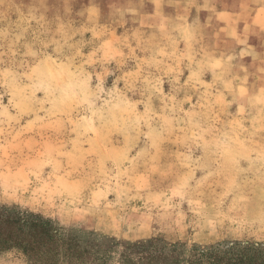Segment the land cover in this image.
I'll return each mask as SVG.
<instances>
[{"label":"rangeland","instance_id":"1","mask_svg":"<svg viewBox=\"0 0 264 264\" xmlns=\"http://www.w3.org/2000/svg\"><path fill=\"white\" fill-rule=\"evenodd\" d=\"M83 10L68 0H0V206L80 236L113 238L108 264H117L122 244L150 238L189 247L264 242V111L240 105L220 63H210L186 32L142 28L124 14L90 21ZM42 61L80 69V83L89 78L79 106L54 112L36 103L44 92L31 99ZM105 108L114 119L101 129L97 114ZM233 144L240 148L225 167L217 153ZM150 168L167 169L201 194L180 200L129 190L143 187ZM82 179H91V190L51 191ZM7 187H26L31 203L23 206ZM216 214L244 221L247 231L226 223L208 235L205 224ZM0 264L28 263L13 251Z\"/></svg>","mask_w":264,"mask_h":264},{"label":"crops","instance_id":"2","mask_svg":"<svg viewBox=\"0 0 264 264\" xmlns=\"http://www.w3.org/2000/svg\"><path fill=\"white\" fill-rule=\"evenodd\" d=\"M44 1L49 5L55 2ZM68 2L83 3V11L90 21L99 20L104 13L124 14L142 28L171 29L178 38L186 32L194 38L192 44L206 47L210 63H220L225 84L238 94L240 105L264 111V0ZM181 40L180 44L185 45L184 39Z\"/></svg>","mask_w":264,"mask_h":264},{"label":"trees","instance_id":"3","mask_svg":"<svg viewBox=\"0 0 264 264\" xmlns=\"http://www.w3.org/2000/svg\"><path fill=\"white\" fill-rule=\"evenodd\" d=\"M118 243L66 231L41 215L0 206V255L17 252L28 264H108ZM117 264H264V242L192 245L150 238L122 244Z\"/></svg>","mask_w":264,"mask_h":264},{"label":"clouds","instance_id":"4","mask_svg":"<svg viewBox=\"0 0 264 264\" xmlns=\"http://www.w3.org/2000/svg\"><path fill=\"white\" fill-rule=\"evenodd\" d=\"M82 73L80 69H76L75 73H70L67 69L56 61H42L38 70L34 73L35 83L30 85L31 93L30 97L35 101L36 92H44L45 98L42 101H36V103L50 104L55 112L65 106H71L73 102L79 106L80 100L77 97L86 98L87 90L86 86L88 83V77L83 75L82 83L79 82V78ZM71 87L75 88V92H70ZM96 99H99L97 96ZM86 102V101H85ZM99 120V127L101 129L107 127L110 122L114 119L112 110L105 108L103 113L97 114ZM238 144H233L231 149L226 152H218V156H222L225 167L230 164L232 155L239 150ZM212 151V148H209ZM211 175V173H209ZM68 174L66 173V176ZM143 187L137 186L136 188L129 189L135 191H144L151 198L152 193H160L167 196L169 199L178 198L183 200L186 196L200 195L201 192L199 187L196 189L190 188L187 183L177 184L175 178L168 172L167 169L153 170L148 169L144 176V181L141 182ZM264 183V181H262ZM91 179H82L75 183V185H54L51 191L57 195H71L74 190L83 191L85 188L88 190L92 189ZM28 191L26 187H7L6 193L10 196H15L17 200L21 201L23 206L27 207L31 201L27 197H23L22 194ZM261 192L264 193V187L261 188ZM20 194V195H18ZM231 227L232 231L245 232L247 231L245 222L242 220L231 218L227 215L216 214L215 218L207 220L205 227L207 228L208 235H215L220 229L226 226Z\"/></svg>","mask_w":264,"mask_h":264}]
</instances>
